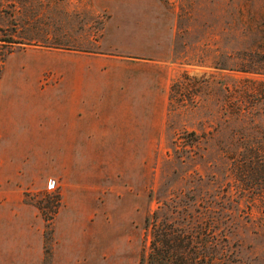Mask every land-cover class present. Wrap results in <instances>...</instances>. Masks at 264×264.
I'll return each mask as SVG.
<instances>
[{
	"label": "rangeland",
	"instance_id": "rangeland-1",
	"mask_svg": "<svg viewBox=\"0 0 264 264\" xmlns=\"http://www.w3.org/2000/svg\"><path fill=\"white\" fill-rule=\"evenodd\" d=\"M260 67L264 0H0V264H142L161 206L225 200L264 264Z\"/></svg>",
	"mask_w": 264,
	"mask_h": 264
},
{
	"label": "trees",
	"instance_id": "trees-1",
	"mask_svg": "<svg viewBox=\"0 0 264 264\" xmlns=\"http://www.w3.org/2000/svg\"><path fill=\"white\" fill-rule=\"evenodd\" d=\"M58 48V46H51ZM247 71L249 69H240ZM255 70V69H254ZM264 74V67L249 71ZM178 84L173 85V89ZM245 90V89H244ZM236 112L245 115L249 112L250 104L260 106L264 116V81L257 82L248 97L242 100L236 99ZM243 104L245 105L243 107ZM258 111H256V114ZM264 143V137H263ZM263 154L254 151L250 158L241 164V177L252 176L257 190L264 194V158ZM248 168V170H247ZM247 170V171H246ZM248 172V173H246ZM227 195H225L226 197ZM260 196V195H259ZM224 197V198H225ZM264 198V196H263ZM220 203L218 212L210 215L209 205L203 207L202 213L191 207L187 202L170 209L169 206H161L146 219V229L151 235L150 252L147 257L141 258L142 264H232L235 255L232 244L230 227H226L230 219V203Z\"/></svg>",
	"mask_w": 264,
	"mask_h": 264
},
{
	"label": "crops",
	"instance_id": "crops-1",
	"mask_svg": "<svg viewBox=\"0 0 264 264\" xmlns=\"http://www.w3.org/2000/svg\"><path fill=\"white\" fill-rule=\"evenodd\" d=\"M54 51L53 50H48V51H38V53H41V54H43V55H49V56H54L53 53ZM24 55L25 57H26V55H29V51L28 50H26V51H21V52H18V53H13L11 56H10V58L9 59H11V57H13V56H17V55ZM31 54V53H30ZM46 58V57H45ZM8 59V60H9ZM27 61V60H26ZM26 61H23V60H21L20 62H22L23 64H21V67L24 65L26 68H28L29 67V64H27L26 63ZM9 66V65H8ZM18 66V64H15V65H12V67L11 68H14V69H16V67ZM50 66H52V67H54V64H50V62H48L47 61V63H45V65L43 66V68H47V67H50ZM7 73V72H6ZM0 110H2V109H0ZM2 111H4L6 114H9V115H12L11 113H8V112H6V110L4 109V110H2ZM4 113L3 112H1L0 111V115H3ZM10 232V231H9ZM0 233H3V235H7L8 233H7V231H6V228L4 229L3 227H0ZM12 233V232H11ZM7 246H9V244H5V246H4V248L5 247H7ZM3 248V249H4ZM0 250H2V248H0ZM7 251V250H6ZM2 251H0V253H1Z\"/></svg>",
	"mask_w": 264,
	"mask_h": 264
},
{
	"label": "built area",
	"instance_id": "built-area-1",
	"mask_svg": "<svg viewBox=\"0 0 264 264\" xmlns=\"http://www.w3.org/2000/svg\"><path fill=\"white\" fill-rule=\"evenodd\" d=\"M49 184H51V182Z\"/></svg>",
	"mask_w": 264,
	"mask_h": 264
}]
</instances>
